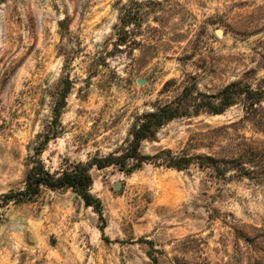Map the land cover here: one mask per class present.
Masks as SVG:
<instances>
[{"label":"rangeland","instance_id":"374dc122","mask_svg":"<svg viewBox=\"0 0 264 264\" xmlns=\"http://www.w3.org/2000/svg\"><path fill=\"white\" fill-rule=\"evenodd\" d=\"M230 83L264 91V0H0V195L80 162L100 201L0 199V264H264V96L194 108ZM183 92L188 115L139 151L186 168L92 163Z\"/></svg>","mask_w":264,"mask_h":264},{"label":"trees","instance_id":"16d2710c","mask_svg":"<svg viewBox=\"0 0 264 264\" xmlns=\"http://www.w3.org/2000/svg\"><path fill=\"white\" fill-rule=\"evenodd\" d=\"M264 96L263 89H250L248 86H240L237 83H230L221 91V101L219 107L214 105L210 99L201 103H196L194 108H205L210 112H220L237 101L243 102L246 114L255 111V104ZM187 92H183L171 103H166L160 107H154L151 111L139 117L133 123L130 132V139L123 152L119 155L109 154L106 157L95 159L92 163L103 167L110 164H117L126 171L138 168L146 159L160 160L167 167L177 170L186 168L192 158L185 154L174 155L170 149L161 150L154 155H143L139 151L140 143L143 139L153 136L156 130L166 121L188 115L190 105L187 102ZM197 110V109H195ZM45 185L50 188H70L85 201L87 205H93L99 210L100 201L90 194L92 177L89 168L83 163L70 164L58 173H50L44 170L39 164L29 168L25 175L24 186L16 191H9L0 195L4 202L13 200L16 202L32 201L38 195L40 186Z\"/></svg>","mask_w":264,"mask_h":264},{"label":"water","instance_id":"95a60500","mask_svg":"<svg viewBox=\"0 0 264 264\" xmlns=\"http://www.w3.org/2000/svg\"><path fill=\"white\" fill-rule=\"evenodd\" d=\"M219 32H220V35H221V31L220 30H216L217 35H218ZM137 83L138 84H142L143 83V79H137ZM119 186H120V183L116 182L114 188L117 189Z\"/></svg>","mask_w":264,"mask_h":264}]
</instances>
